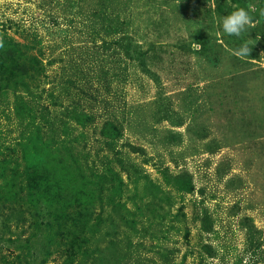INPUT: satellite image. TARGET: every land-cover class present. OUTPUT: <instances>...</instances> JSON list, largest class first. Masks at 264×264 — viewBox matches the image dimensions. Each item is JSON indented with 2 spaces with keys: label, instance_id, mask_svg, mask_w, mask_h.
<instances>
[{
  "label": "trees",
  "instance_id": "16d2710c",
  "mask_svg": "<svg viewBox=\"0 0 264 264\" xmlns=\"http://www.w3.org/2000/svg\"><path fill=\"white\" fill-rule=\"evenodd\" d=\"M184 1L96 0L91 9H74L77 13L68 17V25L78 16L83 24L88 20L89 40L75 49L71 45L65 58L45 54L47 47L36 28L8 20L1 24L6 36L0 40V105L14 108L15 121L8 115L6 120L15 123L32 155H43L32 160L45 163L0 158V264H48L57 259L55 255L59 264H185L192 249L187 245V214L183 203L176 205L174 192L194 191L192 178L188 172L171 173L165 167L161 178L154 180L140 165L134 172L125 167L134 164L124 148L131 153L142 148L120 141L126 110L115 107L123 92L113 88L126 82L119 67L126 70L128 64L138 62L140 73L157 79L151 67L162 54L174 56L180 48L190 54L186 30L179 36L168 20ZM14 35L30 50L27 61L6 42L8 37L16 41ZM92 62L95 72L89 68ZM55 64L64 65L72 75H58V81L45 88L48 81H41L40 71ZM62 94L71 95L69 104ZM83 95L103 112L73 97ZM95 133L92 139L88 135ZM4 150L13 151L8 146ZM110 156L121 169L115 168ZM102 216H107L105 231ZM191 218L202 217L194 213ZM14 220L28 233L13 234ZM183 223L189 250L176 258L179 249L170 232ZM201 247L206 256H217L210 243Z\"/></svg>",
  "mask_w": 264,
  "mask_h": 264
},
{
  "label": "rangeland",
  "instance_id": "374dc122",
  "mask_svg": "<svg viewBox=\"0 0 264 264\" xmlns=\"http://www.w3.org/2000/svg\"><path fill=\"white\" fill-rule=\"evenodd\" d=\"M95 1L0 0V26L8 20L36 28L47 47L45 54L54 59L60 55L65 58L71 54V45L75 49L88 43L90 32L88 20L83 24L78 16L73 19L76 23L68 25V19L77 13L74 9H91ZM249 5L256 8L250 13L255 26L240 37L224 34L217 19L237 7ZM177 9V15L168 18L170 27L179 36L186 30L184 39L192 44L190 54L181 48L174 56L162 54L151 67L157 79L140 73L138 62L128 64L126 70L119 67L120 74L126 75L124 85L117 82L118 85H113L123 92L115 107L126 110L120 141L142 148L138 153L124 148L134 166L124 165L133 172L135 166L140 165L154 180L161 178L165 167L171 173L190 174L194 191L174 192L176 205L183 203L187 214L190 236L187 245L192 249L185 264H245L246 261L247 264H264V15L261 14L264 0H240V3L187 0ZM58 32L62 35L60 39L52 34ZM4 36L0 31V40ZM14 38L16 41L8 37L6 42L27 61L30 50L21 39L15 35ZM49 44L53 49L50 50ZM244 44L251 48L249 56H236L234 51ZM94 64L89 67L93 72ZM62 66L45 65V70L40 71L41 81H48L45 88L52 87L58 75L64 78L72 75ZM71 93L79 95L78 90ZM73 97L81 99L86 106H93L94 111L99 107L86 95ZM61 98L69 104L71 95L62 94ZM15 112L13 107L0 105V158L17 162L26 157L28 163H45L32 160L43 155H32L29 143L22 141L15 123L6 120L5 115H8L15 121ZM96 123L100 125L99 120ZM88 135L92 139L98 133ZM5 146L13 151H5ZM110 157L115 168L121 169L115 157ZM102 213L109 215L107 211ZM194 213L202 218L192 220ZM102 217V231H105L107 216ZM11 225L13 234L28 233L16 220ZM184 225L170 232L172 243L179 249L176 258L189 250L182 233ZM205 243L214 247L217 256L210 258L204 254L201 246ZM54 257L57 259L48 264H59L60 257Z\"/></svg>",
  "mask_w": 264,
  "mask_h": 264
},
{
  "label": "clouds",
  "instance_id": "9594fccd",
  "mask_svg": "<svg viewBox=\"0 0 264 264\" xmlns=\"http://www.w3.org/2000/svg\"><path fill=\"white\" fill-rule=\"evenodd\" d=\"M255 6L249 5L245 7H237L229 14L217 19V25L222 32L229 36L240 37L241 34L247 29L254 27V20L250 13L255 12ZM264 15V12L261 13ZM197 48L199 44L195 45ZM251 48L247 44L242 45L238 50L234 51V54L238 57L249 56ZM218 264V262H217ZM247 264V261L245 262Z\"/></svg>",
  "mask_w": 264,
  "mask_h": 264
}]
</instances>
